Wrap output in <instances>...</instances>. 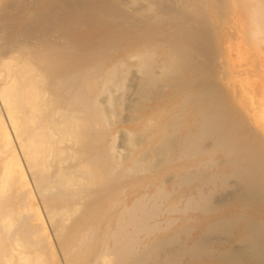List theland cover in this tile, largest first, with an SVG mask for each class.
<instances>
[{"label": "bare ground", "instance_id": "1", "mask_svg": "<svg viewBox=\"0 0 264 264\" xmlns=\"http://www.w3.org/2000/svg\"><path fill=\"white\" fill-rule=\"evenodd\" d=\"M51 1L52 0H0V264H117V262L118 264H126L127 262L129 264L131 262V258L126 259L130 256L128 253L134 250L132 251L133 254H131L130 252L131 255H134V252L137 251V249H132L131 247L136 245L137 243L129 244V240H132L133 238L134 241V236L136 235L139 237L138 228H141V231H146V229L149 228V231H151L155 224L157 225L156 228L158 227V224H160V222H157L158 224L153 222L154 225L152 223V225H146V222L149 220L148 217L150 216V214L154 212L153 215H155L156 208H159L158 211H161V213H164L166 211V214L178 211L181 212L183 210L181 208L182 210L177 209L175 211L178 202L163 206L159 204L160 207L157 202L154 201V199V204L152 202L148 203V200L151 197V194L149 192L150 189L148 188H152L154 185L151 182V179L153 177L152 175H159L156 171H158L161 167L163 168L164 164L171 165L172 174H170V176L166 177L164 180L165 183H171V187L173 185L182 184L181 181L184 183L185 179L187 181L188 178L186 177L188 175L189 178L192 179L194 178L193 175H195L196 172H198V175H201L198 168L200 166V163L202 162L199 161L197 163H194L191 161L186 162L185 160L190 158L192 154L194 155V153H192L190 150H192V147L195 144H199L198 140L200 141V139H203L207 135L205 134V136L201 138L198 135L200 134L199 131H201V128L205 125V122L208 126H210L211 120L212 123L215 121L214 123L216 124V119H219L220 117L222 118L223 116L224 119L220 118V124L223 120V125L225 124L226 126L227 122L224 123V121L230 120V117L233 115V113L232 115H230L231 113L229 115L227 114L233 111L232 108L236 107L241 110V105H243L244 103L241 102V100L243 99L241 95H235V93L238 92V87H241V83L238 82L239 77L247 73L249 74V76L251 75V77L254 76L253 79H255V81L253 83H247L244 85V89L247 91V99L253 100L258 95L257 89H259L260 93H264V0H205L208 2L207 14L215 15L216 18H219V20L220 18L222 19V24L221 22L219 23V25L221 24V28L215 34H213L215 43H217L219 39H223L229 42L230 49L226 51L225 54L220 55L219 60H222L220 62V65H218L220 66L221 71H219V73L217 74V62L215 61L216 59L213 58L217 54L215 52L217 51V49L215 51H209L210 48L208 50L206 48L207 46L202 45L204 42H206L207 45L208 40L204 41L203 43L201 41V45L205 47L204 49L210 52L206 54L205 58V62H207V65H203L204 69L202 68L201 70L196 67V69H198L196 72H193V74L190 73L189 75H186L184 77L182 76L181 78L180 76L182 75V73H184V71L182 72L181 70L183 68L185 70V68L187 67V65H185V67L183 63L190 60H187V58L191 55L190 58H195V60L197 59L196 61H198L200 56L198 55L199 53H192L194 55L189 53L190 55H188L189 51L187 52L186 50V54L188 56L186 55L187 58L185 57V59L182 57V66L184 67L182 68L181 66V69L179 68V70V63L177 62V64L174 65L173 61H179V58H181L180 56L183 55H179L180 53L178 52V48H174V46L172 48V44H170L172 49H169L170 41H175V39H172L175 35L171 37L170 30H172V28L174 27H177L176 22H178L179 20L181 21L187 18L188 23H191V20L195 21V19H191L189 21V17L191 16V14L194 13L198 8V4L196 3V6L194 3H192V0H90V4H94L97 1L100 2V9L98 11V7L96 8V6H94V8H96L95 12L97 11L94 17H99L101 18L100 20L104 21L116 20V22L114 21V27L108 29L106 28V30L101 33L94 32V34L91 33L92 31H90L91 29L89 30V28V31L87 29H80L82 21H80L79 18V21H76L74 23L72 21V25L66 22L68 20H66L65 18H70L69 16L64 17L65 15L63 16V13L66 15L67 13H70V17H72V8L69 9L71 12H64L65 9L68 10V6L70 7L69 4L72 3V0H69L71 1L70 3L68 2V0H57L60 4L58 5V3H56L57 8H55L56 5L54 7V5L52 4L54 10H51L52 8H50ZM75 1L76 0L73 1V5H75V3L78 4V2ZM86 1L88 2L89 0ZM200 1L202 2V0ZM84 2L80 1V5ZM87 2L86 4H89ZM80 5H76L79 6L78 9L82 7ZM66 6L67 8H65ZM88 9L90 8H86V10ZM238 9L247 10L246 13H244L247 18H245V20H248V24L244 20L241 21V16L243 15H241L239 12H233L234 10L236 11ZM80 10L81 9H79V11ZM92 10L91 12H94V10ZM229 12H233L234 14L236 13V19H234V16L232 17L235 21L237 20L238 22H235L234 20V22L231 21V14L229 15ZM91 14L93 13H90L89 15L92 16ZM202 15L204 16V14ZM193 16L195 17V14ZM94 17L92 16V20L94 19ZM239 17H241L240 21L237 19ZM204 18L206 17L204 16L203 19ZM196 19L198 20L197 17ZM88 20L83 21L88 24ZM148 20H154L155 23L157 22L160 25L159 31L161 32V36L163 37V41H160L159 43H157V45L153 46L156 47V49L159 48V52L155 55L150 54L151 56H149V53H151L149 51L151 47H147V44L157 31H149L146 28H140L141 25L147 24ZM200 21L203 22L202 20ZM204 21L205 23H203L205 25H208L206 24L207 20ZM93 22L91 21V23ZM105 23L109 24L108 22ZM231 23H234V26L230 25ZM244 24H247L248 26H243ZM125 25H128L129 27L124 29ZM193 25L194 24H192V26ZM195 25L197 27L198 25L200 26V24L197 25L196 22ZM203 25L201 24L200 26L202 29L198 27L201 33H204V31L202 32ZM91 26H93L94 28V25H90V27ZM186 26L187 25H183V27ZM188 26L190 28L187 33L192 34L194 32L196 34V32H199L197 31L198 28L196 26L191 27L189 24ZM215 26L217 27V25ZM101 27L103 28V25ZM138 27L140 28L139 30L137 29ZM175 29L177 30L178 28ZM115 31L120 35L122 40L124 39L122 36L126 34L128 46L126 47L124 52L115 54L114 58H110L109 62H113L111 65L106 66L108 60L103 61V56H106L103 55V50L106 47H104L103 39L102 37L100 38V36L107 35ZM195 34L193 36L194 38L198 36H195ZM206 34H204V36H206ZM185 35L186 34H183V37ZM199 37H201V35H199ZM245 38L247 40L248 38L252 40L251 44H253L255 48L254 52L250 51L253 50V46L252 49L249 50L246 46L242 45L243 43L240 42V40L243 41V39ZM204 39H206V37ZM191 41H194V39ZM107 42H109V40ZM195 44H193V46L197 48L198 42L196 45ZM193 46L192 49L194 48ZM143 47H145V51H140V49ZM196 48L194 50L196 52H199L197 51L199 48ZM201 49L202 48H200V50ZM165 50L169 51L165 52ZM202 51H200V55L204 53V51L203 53ZM249 51L252 52V54H249ZM182 53L184 54V50L182 51ZM143 55L145 58L142 60L141 58L143 57ZM243 55L246 57L249 56V60L246 61L247 63L245 62L246 64L242 62L243 64H245V67H243L244 65H242L241 63V59H244ZM201 56L202 58H204V55ZM183 59L185 61H183ZM209 59H212L213 61ZM135 61L139 63L135 64ZM213 62L216 63L213 65ZM132 64L136 66L137 72L140 73L141 76H134L133 74L132 76L133 78H135V80H133V84L131 85L130 83L132 82L130 81L132 79V76H130L131 79L129 78V84L132 86L133 92H135V94L139 93L142 96V99H138L137 102H134L135 98L130 99L128 97V99L132 101V103L134 102L139 106L146 101H154L150 108L156 111H154V113H152L151 115H149L148 113H143L138 117L137 113L133 115L126 113L124 115H126L127 118H125L126 116H121L125 119L122 118V120H118V112H116L115 109L117 107L121 108V101L123 100L124 95L121 94L124 90L123 81L126 80V76L128 75L127 73L129 72V70L131 71V69H134L132 67ZM190 65L192 64L190 63ZM194 68L192 69L193 71ZM176 69H178L177 72H182L179 73L181 75L178 74V77L180 79L177 76L176 79L174 78ZM210 73L216 74H214V76L212 77L210 76ZM236 78H238V81L233 80L232 83H229L231 79ZM249 78L250 77H248V79ZM160 79H165L168 82L166 81L167 83L165 84H163L164 82L161 84L159 83V85L157 82H159ZM198 83L201 84V86L199 85V89H202L203 86L205 87L203 88V91H200L202 93L192 91L195 87L198 86ZM258 83H260V85H258ZM257 86L259 87L257 88ZM165 89L170 90L172 96L166 97L164 102H161V95L158 96V99H155L158 91L161 90L163 92ZM220 91H225L226 94H221ZM219 93L220 95H222V99L218 98L220 96ZM240 93L238 92V94ZM102 94H105V99H103L104 101L99 97ZM223 94H225V97H223ZM125 98L127 99V97ZM169 100H176V104H174L180 112L177 114V112L174 110L175 106H172L173 108L170 107V113L172 114V112H174V115H172L171 117V123H169L168 126H165V121L160 118L161 115L159 114L158 110H161L162 108L167 106L168 104H166V101ZM209 102L212 106H217L218 104L219 106H217V108L219 107V111L222 110V107L224 110V107H227L229 109H227L228 112H226L227 116L225 117L223 112H221L223 115H220L221 113L218 112L216 107L213 106L216 109L217 114L219 115V118H217V115H215L216 117L214 116V120L213 116L210 115L211 112V114L216 113L215 111H213V107V110H211L210 108L206 109V107H208V104H210ZM222 104H225V106H223ZM262 106L263 102L259 103L257 101V104L254 106V108H252V110H241V115H239V117L241 116V118L236 117L234 119L233 117L235 115L232 116L233 119H231V121L234 120V122H236V125H232H235L236 128L237 125H240L241 129H243V125L239 123L240 119H242L249 124H247L248 127L254 128L253 131L256 132L257 135L259 134V136L261 135V137H264V106ZM204 107L205 112L202 113ZM143 108L146 107H144L143 105ZM148 108L146 109L149 110ZM135 109L138 108H133V110ZM140 109L142 108L139 107V110ZM130 110L132 111V109ZM208 115L211 116L212 119L209 118ZM228 116H230L228 118L229 120L227 119ZM164 117L166 118V116ZM135 122L137 123V125ZM118 123H124L126 125L133 124L134 126H137L135 129L123 127L121 132L122 138L120 137V134L118 136V138L120 137L119 139H121V141L119 140L121 144L117 139L119 145L116 143V135L118 130L113 129V127ZM228 123H230V121ZM223 125L221 124L218 126V128L222 126L220 128V130L222 131L225 130L223 128ZM232 125L230 123V125H228L229 127L226 126V128L228 127L227 129L230 130V128H232ZM213 126H215V129H218L216 128L217 124ZM208 128H211L212 131V127H207V130L209 132H205L210 133L211 131ZM227 129L226 131L228 133L229 131ZM220 130H218L217 132L221 138L219 136H217L218 139L215 138V140H218L220 142H222L221 139H223L224 137H226V141H229L230 138L232 139V137L236 135H228L226 133L225 135L230 136V138L225 135L221 136V133L223 132L219 133ZM201 133L204 132L201 131ZM245 133H241L242 136ZM256 133L249 134H254L256 136ZM237 134H239V132H237ZM246 135L248 136V134ZM201 136L203 135L201 134ZM208 136L209 135H207V137ZM181 137L183 139H180ZM225 140H223V143H221V145L224 144V142L226 143ZM247 140L248 139H246V141ZM262 141H264V139L261 138V142ZM235 142L237 143V141ZM258 142L259 141L257 140L256 143ZM236 143L235 145H237ZM198 144L197 146H199ZM213 144H215V142ZM245 144L247 146V143ZM205 145H208L207 142ZM205 145L203 148L206 147ZM144 146L147 147V149H145L144 151H138L141 149V147ZM196 149L195 151L199 152V147L197 150ZM229 149L231 148H228V150ZM198 152L195 153V156L198 155ZM262 158H264V156H262ZM115 161L116 166H114L115 164L113 163ZM256 161L257 163L259 162L258 160ZM262 163L260 162L261 165H264ZM246 164H248L247 161ZM249 164H251V162ZM240 166L237 167L240 169ZM209 171L211 170L209 169ZM28 172L30 173L32 181L27 175ZM201 172L203 173V171ZM256 172L253 171L248 173H254L256 175L259 171L257 173ZM205 173L207 172L205 171ZM233 173L236 172L234 171ZM212 176H214L215 179L219 178L216 177L217 175ZM224 176H226V174H224ZM195 177L200 178L201 176L195 175ZM116 179L118 181H122L117 184V186L114 185V187L112 185L114 184V181ZM192 179H189V182H191ZM235 179L237 180V177ZM239 179L238 182L240 181ZM255 179L256 178L254 177L252 181H254ZM152 180L156 182L157 185L158 181L161 180V174L160 176H156V178H153ZM204 180L207 179L205 178ZM211 180H213V178ZM245 180L247 181L248 178ZM217 181L220 180L218 179ZM249 182L251 183L250 180ZM199 183H204V181L199 180L198 184ZM239 183H241V181ZM239 183H236L237 188L239 186L237 184ZM248 183L246 182V184ZM223 184H225V182H223ZM209 185H212L213 188V186L216 184L213 185L212 183H210ZM162 188L163 187L161 186V189ZM239 188L238 190L241 189ZM251 188H253L252 185ZM35 189L41 196L43 208L46 215L42 213L41 207L39 206L36 199L37 197H35ZM106 190L110 192L106 199L103 201L96 200V197L104 194ZM168 191H164L159 195L157 194L159 199L166 195ZM172 191H174V189ZM190 191L192 190L190 189ZM197 191L198 192L196 193V195L201 196L204 190H202L201 187H198ZM234 191H231V197L229 196L230 191L228 192L229 195L225 193L229 199H227L225 196L224 197L228 201L231 198H235V193H232ZM249 192L251 193V190ZM193 193L194 191L190 192V198L188 197L189 200L191 199V197L193 200V197L195 195ZM207 193H209V191H207ZM168 194L166 195L167 198ZM247 195L246 197L248 199ZM259 195L260 199L259 197L257 198L261 200L262 194H258V196ZM166 196H164V199H166ZM206 196L207 195L204 194V197ZM243 196L244 194L242 195V197ZM249 196L251 198L252 193L249 194ZM253 196L255 197V195ZM155 197V199H157V196ZM176 197L177 196H175V198ZM201 197L205 201L207 200V198L205 199L203 196ZM188 198L186 201L189 202V207H187L191 208L192 201H188ZM250 198L247 201V204L250 201ZM258 199L257 201H259ZM207 201L206 202L209 204L206 203V205L203 203L204 206L202 207H205V205H210V207H212L211 204L213 203V201ZM226 201L224 203H226ZM241 201L243 202V200ZM198 202H195V204H198ZM262 202H264V200H262ZM249 205L250 203L248 204V207ZM214 206L215 204L213 205V207ZM130 215H133L131 219L134 217V220L131 221L129 217ZM147 215L149 216L146 217ZM229 216L227 219L224 218V221L229 220V223L234 222V224L235 221L239 222L236 219L235 221H233L234 219L230 218L232 220L231 221L229 219ZM135 217L140 218L136 219ZM145 217L146 219H144ZM240 218L241 216L239 217V219ZM220 221L221 220H219L217 223H219ZM143 222L146 223L145 226H148V228L142 226ZM48 223L51 224V232H53L52 234L56 236V238L54 239L55 241L53 240L54 236L52 235V237L49 233L47 227ZM227 223L228 222H226V224ZM248 223L247 226H249ZM234 224L231 227H234ZM169 226L171 228V225ZM253 226H251V228H253ZM165 227L161 229H164ZM220 227H222L223 229L224 224H222V226ZM225 227L228 228L230 226L225 225ZM259 227H262V225L259 224ZM189 228H191V226ZM187 229L188 228H186V230ZM205 231L207 232V234L205 232L204 235H206L207 238L203 235L204 237L202 239L207 240V242L209 243V240L211 239H208V236H213L209 234L217 232L214 229L213 232H211L207 227L205 228ZM234 231H236V229H234ZM260 232H262V230ZM256 233H252V236H254L253 234L256 235ZM184 234H186V232H184ZM249 235L251 236V233ZM179 236L182 235L180 234L178 235V237ZM246 236L247 235L243 236L244 238L242 239H249L248 237L246 238ZM256 236L255 243H257ZM260 238H262L261 235ZM137 239H140L141 241H147L146 234ZM171 239L172 240H170V242L175 241L173 240V237ZM164 240L165 239H163L162 241L164 242ZM197 240L195 239V242ZM152 241L153 243L156 242L154 240ZM179 241L176 240V244L175 242L171 243L176 246L178 244L177 242ZM184 241L185 240H183V242ZM195 242L192 245L195 246L196 244L198 245V243H200L199 247L201 246L202 241H197L196 243ZM247 242H249V240ZM168 243L169 241H167V243L165 242V244ZM144 245L145 242H143L140 246ZM151 245L152 242H150V246ZM155 245L153 244V246ZM162 245L164 244L162 243ZM170 245H168V247ZM197 245L195 246V248L197 247ZM207 245L209 244H206L205 248L204 246L200 248L208 252V250H206L208 247ZM250 245V248H253L254 245ZM153 246L151 247L153 248ZM157 246L158 245H156L155 247ZM172 246H170V248H172ZM183 246H185L184 243ZM183 246L181 247L184 249ZM262 246H264V244L260 246L261 248H259V252H257L258 248L253 249L257 253H262L263 251H260V249L263 250ZM179 247L177 248L179 249ZM208 248L213 247L210 246ZM240 248L243 249V247ZM158 249H160L159 246ZM158 249H156L157 253L159 251ZM162 249L163 250H161V252L163 251L164 253V249L168 250L169 248H167L166 245L164 246V248L162 247ZM178 249L177 252L176 250L173 252L178 253ZM183 249L180 250V252L182 251V255H184V252H186L188 248L187 250ZM148 250L150 251H147L149 254L146 252V250L145 252L142 250V255H151L152 250ZM170 250L172 251V249ZM212 250L213 249L209 250V252H211ZM171 251L167 252L170 253ZM233 251L237 252V250ZM161 252L158 254L154 253V255L157 256L155 257V259L157 260L158 258L159 260L160 258L161 260L162 257V260L164 262V257H160L161 254L163 255V253ZM180 252L176 255H180ZM190 252V255L192 256L191 249ZM222 252L228 253V251L226 250H223ZM246 252L250 253V251H247V248L242 253L245 254ZM194 253L198 252H194L193 250V254ZM199 253H202V255L204 254V252H200V250ZM199 253L197 255H200ZM239 253L235 255H238ZM139 254L140 253H138V255ZM116 255L120 256L117 257ZM142 255L140 254V256ZM210 255H212V253ZM235 255L232 257L235 258ZM164 256H166L165 253ZM244 256L245 255H242L243 259L245 258ZM252 256H254L256 260L255 254H253ZM120 257L123 258L122 261L120 260ZM167 257H169V255ZM183 257L185 258V256ZM117 258H119L120 262L117 261ZM135 258H133L132 261L136 262L137 260H134ZM150 258H147V260H149ZM170 258H168V262L170 261ZM233 258L232 260L236 259ZM250 258H252L251 255ZM254 258H252V261L254 260ZM261 258L264 259V254L262 255V257H260V261H263L261 260ZM153 260L151 259V262ZM158 260L157 263L159 262ZM144 261L145 260L142 261L143 264L146 263ZM175 261L172 263H176ZM256 263L258 264V260L256 261ZM134 264H138V262Z\"/></svg>", "mask_w": 264, "mask_h": 264}, {"label": "rangeland", "instance_id": "2", "mask_svg": "<svg viewBox=\"0 0 264 264\" xmlns=\"http://www.w3.org/2000/svg\"><path fill=\"white\" fill-rule=\"evenodd\" d=\"M59 1V0H58ZM57 0H52L51 1V3H50V5L52 6V4L54 5V7H55V5H56V3H58V5L60 4L59 2H58ZM73 1L74 0H72V5L71 4H69L70 5V7L68 6V8H67V6L65 7V8H67L68 10H64V12L66 13V12H71L72 11V17H70V13L68 14L67 13V15L66 14H64L63 13V16L64 17H68L69 16V18L70 19H68V18H65L66 20H68V21H66V20H64V21H66L68 24H71L72 25V21H73V23L74 22H76V21H82V25H81V27H80V29L81 30H85V29H87L88 30V28H89V30L90 31H92L91 33L92 34H94V32L95 33H101V32H103L104 30H106V28L108 29V28H111V27H114L113 25H115V22H116V20H114V21H109V20H107V21H104V20H100L101 18H99V17H94V15L96 14V12L100 9L99 8V6H100V2L99 1H97L96 3H91L90 4V0L87 2L86 0H76L75 2H78V4L77 3H75V5H73ZM80 1H82V2H84V3H81V5H80ZM193 2L192 3H194L195 5H196V3L198 4V8H197V10L194 12V13H192L191 14V16L189 17V21L191 20V19H195V21H192L191 20V23H188L187 21H188V19L186 18L185 20L183 19V20H179L178 22H176V26L177 27H174V28H172V30H170V32H171V37H173L174 35V37L172 38V39H175V41L174 42H172V41H170V43H169V45L170 44H172V48H173V46H174V48H178V52L180 53L179 55H183V56H180L181 58H179V61H173V64L174 65H176L177 64V62L179 63L178 64V69L180 68L181 69V66H182V57L185 59V57L187 58V56L188 55H190V54H192V53H199L198 55L200 56L199 57V59H198V61H196L195 60V58H190L191 57V55L187 58V60L188 59H190V60H188V61H185L184 59H183V61H185V63H183L184 64V66L185 65H187V67L185 68V70H184V66H182V72L184 71V73H182L181 71V73H182V75L181 74H179L180 72L178 71L177 72V70L178 69H176L175 71H176V74H175V77H174V75H173V77L176 79L179 75H181L180 76V78L183 76H186V75H189L190 73L191 74H193V72H196L198 69H196V67L197 68H199V70H201L202 68H203V65L205 66V65H207V62H205V58H206V54L207 53H210V52H208V50H209V48H210V50L209 51H215L216 49H217V51H215L217 54L215 55V57H213V58H215L214 60L217 62H213V65L216 63V68H217V74L219 73V71H221V68H220V62H221V60L222 59H220L219 60V57H220V55H223V54H225L226 53V51H228L229 49H230V47H229V42L228 41H225V40H223V39H219V41H217V43H215V40H214V36H213V34H215L220 28H221V24H222V19L220 18V20H219V18H216V16L215 15H208L207 14V5H208V2L207 1H203L202 0V2L200 1V0H192ZM68 2L70 3L71 1H69L68 0ZM68 2H67V5H68ZM86 2L87 3H89V4H86ZM203 3V4H200V3ZM85 4V5H84ZM76 5H80V6H82L81 8H79V9H81V10H83V11H87V12H83V11H79V9H78V7L79 6H76ZM86 5H88V6H86ZM98 5V6H97ZM50 6V8H52L51 10H54L53 8V6L51 7ZM73 6V7H72ZM84 6H85V8H84ZM91 6V7H90ZM94 6H96V8H97V11L95 12V10H96V8H94ZM201 6V7H200ZM199 7H200V9H199ZM55 8H57V5H56V7ZM73 9V10H69V9ZM86 8H90V9H88V10H86ZM92 8H93V10H94V12H91V10H92ZM243 8V7H242ZM245 8V7H244ZM85 9V10H84ZM202 9V10H201ZM204 9V10H203ZM246 9V8H245ZM242 10V9H238V10H234L233 12H239L241 15H243V16H241V17H239V18H237L239 21H240V18H241V21L242 20H244L246 23L248 22V20H245V18H246V16H245V13H246V11L247 10ZM92 10V11H93ZM77 11V12H76ZM80 13H79V12ZM202 11V12H201ZM241 11V12H240ZM76 12V13H75ZM199 12V13H198ZM231 13V12H229V15H230V18H231V21L232 22H234L235 20L234 19H236V13L234 14V13ZM245 12V13H244ZM88 13V14H87ZM90 13H93V14H91L93 17H94V22H95V24H94V22H93V20H92V16H90L89 14ZM76 14V15H75ZM81 14H82V17H83V19H82V17H81ZM195 14V17L193 16ZM202 14H204V16L206 17V18H204L203 19V15ZM233 14V15H232ZM78 15V16H77ZM196 15H198V16H196ZM200 15H202V16H200ZM74 16H75V18H77V19H75L74 18ZM90 16V17H89ZM227 16H228V14H227ZM232 16H234L235 18L233 19V17ZM58 17V16H57ZM63 17V18H64ZM81 17V18H80ZM196 17L198 18V20H199V18H200V20H202L204 23H205V21L204 20H207L206 21V24H208V25H205L203 22H201L200 20L198 21L197 19H196ZM201 17H202V19H201ZM59 18H62V17H59ZM78 18H79V20H78ZM84 18H86V19H84ZM90 19V20H88V19ZM244 18V19H243ZM82 19V20H81ZM247 19V18H246ZM83 20H88V24L85 22V21H83ZM234 20V21H233ZM91 21L93 22V23H91ZM100 21H101V23H100ZM103 21H104V23L105 22H108L109 24H107V23H103ZM152 20H148V23L147 24H143V25H141V29H144V28H146L147 30H149V31H155L156 33H155V35H153V37L148 41V44H147V47H151L150 48V52L151 53H149V56H151L152 54H157L158 52H159V48L158 49H156V47H153V46H155V45H157V43H159L160 41H163V37L161 36V32L159 31V28H160V25L156 22L155 23V21L153 20L152 22H151ZM183 21V22H182ZM83 22H84V25H83ZM97 22H99V23H97ZM113 22V23H112ZM180 22H181V24H180ZM186 22H187V24H186ZM195 22L197 23V25L198 24H200V26H201V24L203 25L202 27H203V30H202V32L204 31V33H201V31H199V28H201L199 25H198V27L195 25ZM198 22H200V23H198ZM221 22V24L219 25V23ZM235 22H238L237 20L235 21ZM90 23V24H89ZM103 23V24H102ZM240 23V22H239ZM87 26H86V25ZM100 24V25H99ZM156 24V25H155ZM180 24V25H179ZM188 24L191 26V27H193V26H196L197 28H198V30L197 31H199L198 33L196 32V34L193 32L192 34L191 33H187V31H189V26H188ZM192 24H194L193 26H192ZM248 24V23H247ZM247 24H244L243 26H248ZM90 25H94V28H93V26H91L90 27ZM103 25V28L101 27ZM183 25H187L186 27H183ZM215 25H217V27L215 26ZM230 25H233L234 26V23H231ZM84 26V27H83ZM87 28H86V27ZM100 26V27H99ZM104 26H106V27H104ZM205 26H206V28H205ZM129 26L128 25H125L124 26V29H126V28H128ZM217 29H216V28ZM96 28V29H95ZM139 27L137 28L138 30L140 29ZM175 28H178L177 30L175 29ZM187 28V29H186ZM209 30H208V29ZM94 29H95V31H94ZM99 29V30H98ZM182 29V30H181ZM185 29V30H184ZM202 29V28H201ZM88 30V31H89ZM96 30H98V31H96ZM207 30V31H206ZM175 31V32H174ZM182 31V32H181ZM205 31H206V33H209V34H206L205 33ZM72 33V32H71ZM176 33V34H175ZM125 34V33H124ZM181 34V35H180ZM183 34H186L184 37H183ZM187 34H189V35H187ZM194 34H195V36H197L196 38H194L193 36H194ZM204 34H206V36H204ZM157 35V36H156ZM199 35H201V37H199ZM204 36V38L206 37V39H204L203 38V36ZM211 35V36H210ZM105 36H107V37H105ZM156 36V37H155ZM189 36H190V39H189ZM102 37V39H103V44H104V47H106V48H104V50H103V55H106V56H103V61H107V63H106V66L108 65H111L112 64V62L113 61H110L109 62V60H110V58H114V56H115V54H119V53H121V52H124L125 51V49H126V47L128 46V42H127V40H126V34L125 35H123L122 37L124 38L123 40H122V38L120 37V35L115 31V32H113V33H109V34H107V35H101L100 36V38ZM208 37H211V38H208ZM116 38V39H115ZM119 38V39H118ZM192 38V39H191ZM194 39V41H191V40H193ZM195 39H197V40H195ZM209 39H211V40H209ZM109 40V42H107ZM159 40V41H158ZM209 42H208V41ZM249 40H250V43H249ZM201 41H202V43L204 42V41H207V45H206V42H204L203 44L201 43ZM248 43H247V42ZM106 42H107V44H106ZM193 42V43H192ZM197 42H198V45H197V48L195 47V46H193V44H197ZM240 42L241 43H243L242 45H244V46H246L247 47V49H252V46H253V44H251L252 43V40L250 39V38H248V40L245 38V39H243V41H241L240 40ZM200 43V44H199ZM211 43H212V45H211ZM174 44V45H173ZM195 44V45H196ZM204 45V46H207L206 48L208 49V50H205L204 48V46H202V45ZM208 44H209V46H208ZM215 44H216V47H215ZM250 44V45H249ZM107 45V46H106ZM194 47L193 49H192V46ZM250 46H251V48H250ZM154 49H153V48ZM170 48V50L172 49L171 48V45L169 46ZM114 48V49H113ZM198 49L197 51H199V52H196L194 49ZM200 48H202L203 49V51H204V53H203V51H202V49L200 50ZM113 49V50H112ZM117 49V50H116ZM121 49V50H120ZM152 49V50H151ZM254 46H253V50H250V51H253L254 52ZM264 49V48H263ZM110 50V51H109ZM141 50H143V51H145V47H143V48H141L140 49V51ZM184 50V54L182 53V51ZM186 50H187V52H188V55L186 54ZM106 51H108V52H106ZM167 51H169V50H165V52H167ZM200 51H202V53L203 54H201V55H204V58H202V56L200 55ZM246 51V50H245ZM249 51V54H252V52H250ZM104 52H105V54H104ZM110 52H111V54H110ZM113 52V53H112ZM155 52V53H154ZM190 53V54H189ZM108 54V55H107ZM151 54V55H150ZM194 54H192V55H194ZM187 55V56H186ZM244 56V55H243ZM193 57V56H192ZM249 57V56H248ZM248 57H246V56H244V59H241V63L243 62V63H245L246 61H248L249 60V58ZM253 57V56H252ZM105 58V59H104ZM145 57H144V55H143V57L141 58L142 60L144 59ZM248 58V59H247ZM263 58H264V55H263ZM195 61H193V60ZM201 59V60H200ZM203 59H204V61H203ZM192 60V61H191ZM209 60H212V59H209ZM209 60H206V61H209ZM200 61H201V63H200ZM213 61V60H212ZM176 62V63H175ZM137 63H139V62H137V61H135V64H137ZM181 63V64H180ZM189 63V64H188ZM190 63L192 64V65H190ZM242 63V65H244L243 67H245V64L247 63H245V64H243ZM202 64V65H201ZM219 64V65H218ZM133 66V68L135 69H131V71L129 70V72L127 73L128 75V77L126 76V80L125 81H123V86H124V92L122 91V95H123V100L121 101L122 103H121V108H119V107H117L116 109H115V111L116 112H118V115H117V117H118V120H122V118L124 117V116H126V115H124V114H126V113H129V114H136L137 113V117L140 115V114H143V113H148L149 115H151L152 113H154V111H156V110H153V109H151L150 107L152 106V104H153V102H151V101H146L145 103H143V104H141L140 102V106L138 105V104H135L134 102H137L138 101V99H142V96L139 94V93H137V94H135V92H133V88H132V84H133V80H135V78H133V74H134V76L136 75V76H141L140 75V73H138L137 72V68H136V66L134 65V64H132ZM173 65V66H174ZM179 65H180V67H179ZM189 66V67H188ZM199 66V67H198ZM202 66V67H201ZM212 66V65H211ZM195 67V68H194ZM188 68V69H187ZM194 68V71L192 70ZM240 68H242V67H240ZM179 69V70H180ZM196 69V70H195ZM204 69V68H203ZM189 72H188V71ZM192 70V71H191ZM174 71V72H175ZM137 72V73H136ZM261 72V71H260ZM174 74V73H173ZM179 74V75H178ZM214 74H216V73H210V76H214ZM130 76H132V79H131V77ZM177 76V77H176ZM248 77H250L249 79H248ZM253 77L254 76H252L251 77V75L249 76V74L247 73V74H243V76L241 75L240 77H239V81H238V78H236V79H231L230 81H229V83H232L233 82V80H237L238 82H240L241 83V87H238L239 89L237 90L240 94H238V92L237 93H235V95L237 94V95H241V97H242V99L244 100H241V102H244L243 103V105H241V110L243 111L244 109H249V110H252V108H254V106L257 104V101L259 102V103H262L263 102V106H264V93L262 94V93H260L259 92V89H257L258 91V95L253 99V100H249V99H247V91L244 89V85L245 84H251V83H253L254 81H255V79H253ZM131 79V81L130 82H132V83H130L129 84V80ZM179 78V77H178ZM179 78V79H180ZM178 79V80H179ZM241 79V80H240ZM253 79V80H252ZM161 80H163V79H160L159 80V82H157L158 84L160 83H163V84H165V83H167L168 81L167 80H163V81H161ZM167 81V82H166ZM126 82V83H125ZM245 82V83H244ZM159 84V85H160ZM199 85L201 86V84H199L198 83V86L197 87H195L192 91H197V92H200L201 90L203 91V88H205L204 86H203V84H202V86H203V88L202 89H199L200 87H199ZM258 85H260V83H258ZM125 86H126V88H125ZM130 89H129V88ZM259 86H257V88H258ZM128 88V89H127ZM198 88V89H197ZM230 89H231V87H230ZM126 90V91H125ZM239 90H241V91H239ZM230 91V90H229ZM244 91V92H243ZM160 92H162L161 90L160 91H158V94H156L157 96L155 97V99H158V96H160L161 95V102L163 101H165V98L166 97H170V96H172L171 95V92H170V90H168V89H165L162 93H160ZM221 92V94L222 93H225L226 94V92L225 91H220ZM132 93V94H131ZM160 93V94H159ZM169 93V94H168ZM200 93H202V92H200ZM243 93V94H242ZM130 94V95H129ZM165 94V95H164ZM225 94H223V97H225L224 95ZM105 94H102L101 96H99L100 98H101V100H103V99H105V96H104ZM139 95V96H138ZM219 95H220V93H219ZM221 96V97H220ZM218 98L219 99H222V95H220ZM125 97H127V99L125 98ZM128 97L130 98V99H134L135 98V100H134V102L132 103V101H130L129 99H128ZM136 97H138V98H136ZM164 98V99H163ZM218 98H217V100H218ZM159 99V100H160ZM125 100V101H124ZM172 100V99H171ZM171 100H169V101H166V104H168L167 106H165L164 108H162L161 110H158V112H159V114L161 115V119H163L164 121H165V126H168V124L169 123H171V117H172V115H174L173 113L174 112H172V114L170 113V107H172V106H175V104H176V100L174 101H171ZM216 100V101H217ZM249 100V101H248ZM262 100V101H261ZM104 101V100H103ZM140 101H143V100H140ZM214 102V101H213ZM132 103V104H131ZM175 103V104H174ZM210 103V102H209ZM217 103V102H216ZM216 103H213V104H216ZM247 103V104H246ZM131 104V105H130ZM129 105V106H128ZM143 105H144V107H146V108H148V106H149V110H147L146 108H143ZM145 105H147V106H145ZM211 103L210 104H208V107H206V109H211V110H213V111H215L214 113L215 114H211L210 113V115L211 116H213V119L215 120V118H214V116L215 115H217V118H219V115L217 114V111H216V109L218 110V108H217V106H219L218 104H217V106L216 105H213L214 107H216V109L211 105ZM223 105V104H222ZM221 105V106H222ZM133 106V107H132ZM142 106V107H141ZM223 106H225V104L223 105ZM227 106V105H226ZM243 106V107H242ZM262 106V107H263ZM128 107H129V109H128ZM130 107H132V108H130ZM139 107L140 108H142V109H140L139 110ZM212 107H213V109H212ZM246 107V108H245ZM133 108H138V109H135V110H133ZM173 108V107H172ZM225 108V110L223 109V107H222V110L221 111H219L218 110V112H223L224 113V116L226 117L227 115H229L230 113V115H232V113H233V115L232 116H234L233 118L235 119L236 117H239V115H241V110H239L238 108H236V110H235V108H232V112H229L228 114L226 113V112H228L227 111V107H224ZM264 108V107H263ZM128 109V110H127ZM130 109H132V111L130 110ZM146 109V110H145ZM176 112H177V114L180 112L178 109H177V107L175 106V109H174ZM229 110V109H228ZM120 112V113H119ZM133 112V113H132ZM176 112H175V114H176ZM205 112V107H204V109H203V112L202 113H204ZM238 112H239V114H238ZM139 113V114H138ZM163 113H165V114H163ZM235 113V114H234ZM121 114H123V115H121ZM227 114V115H226ZM128 115V114H127ZM220 115H223L222 113L220 114ZM237 115V116H236ZM121 116H123V117H121ZM164 116H166V118L164 117ZM209 116V115H208ZM211 116H209V118H211ZM232 116L230 117V116H228L227 117V119L230 117V123H231V125L232 124H235L236 125V122H234V120L233 121H231V119H233L232 118ZM216 117V116H215ZM125 118H127V116L125 117ZM125 118H123V119H125ZM208 118V119H209ZM221 118V117H220ZM216 119V124H217V126H216V128H218V126L219 125H223V120H222V123L220 124V122H221V119L223 118L224 119V117L222 116V118L221 119ZM239 118H241V116L239 117ZM239 118H237V119H239ZM212 119V118H211ZM210 119V120H211ZM218 120H219V125H218ZM225 120H226V118H225ZM229 121H224V123L225 122H229ZM236 121V120H235ZM211 122V125L210 126H208L207 124H206V122L204 123L205 125H207V126H203L202 128H201V131L202 132H204V133H201V131H199V133L200 134H198L199 135V137L201 138V137H204L205 136V134H207V135H209L208 137H207V135L203 138V139H200L199 137V139H200V141L202 142H200L199 140H198V142H199V146H197V144H195L193 147H192V150H190L192 153H194V155L192 154V156L190 157V158H188V159H186L185 161L186 162H189V161H191V162H194V163H197V162H202V163H200V166H199V168H198V170H199V173H201V175L199 174L198 175V172H196L195 173V175L196 176H201L200 178H198V177H195V175H193L194 176V178L192 179V178H189V175L186 177V178H188V180L186 181V179L184 180L185 182L183 183L182 181H181V183L182 184H178V185H173L172 187H171V183H168V182H164V180H165V178L166 177H169L170 176V174H172V171H171V165H163V168L161 167L158 171H156L159 175H152L153 177H152V179L153 178H156V176H160V174H161V180H159L158 181V183H157V185H158V187H157V185H156V182H154L152 179H151V182L154 184L153 185V187L152 188H148V189H150L149 190V192H150V194H151V197L149 198V200H148V203H153L154 201L155 202H157V204L159 205H161V206H163V205H169V204H173L174 202L175 203H177L178 202V204L176 205V209H175V211L177 210V209H181L182 211V213L180 212V211H178V212H172V213H170V214H166V211L164 212V213H161V211H158L159 210V208H156V211H155V215H153L154 214V212L152 213V214H150V216L149 215H147L146 217H148L149 218V220H151V221H145V222H143V224H142V226H144V227H146V228H148V226L149 225H152L153 224V222L154 223H159L160 222V224H158V227L156 228V224L154 225V227H153V229H151V231H149V228L148 229H146V231H144V230H140L141 228H138V234H139V237H141V236H143V235H145L146 234V237H147V241H141L140 239H137V238H139L137 235L136 236H134V238H135V240L133 241V238H132V240L130 241L129 240V244H136V245H134V246H131L132 247V249H137V251L136 252H134V255H131V254H133L132 253V251H134V250H132V251H130L131 252V254H130V252L127 254L129 257H127L126 259H130V261L131 262H134V261H132V259L133 258H135L136 256V258L134 259V260H137L136 262H134V263H137L138 262V264L139 263H141V264H143L142 263V261L143 260H145L144 262H146V260H147V258H150L149 260H147V262L146 263H144V264H173L172 262H174L175 260V262L176 263H174V264H257L256 263V261L258 260V264H264V263H259V262H264V259H262L261 258V260H263V261H260V257H262V255L264 254L263 252H264V246H262V249L263 250H261L260 249V251H263L262 253H257V252H259V248H261L260 246L262 245V244H264L263 243V239H264V227H263V223H264V202H262V200H264V177H262V176H264L263 174H264V165H261L260 164V162L262 163V164H264V158H262V156H264V152H262V151H264V141H262L261 142V138L262 139H264V137L262 136L261 137V135L259 136V134L257 135V133L256 132H254L253 131V129L254 128H250V127H248V123L246 122V121H244V120H242V119H240V124L241 125H243L242 126V128L243 129H241V126L240 125H237V128H236V126H235V128H234V126L232 125L231 127L232 128H230V130L229 129H227L229 126L228 125H230V123H226V126H228L227 128H226V126H225V124L223 125L224 127V129L225 130H220V128L222 127V126H220V128H218V129H215V126H213V125H216L214 122V124L212 123V120L210 121ZM209 122V123H210ZM237 122H238V120H237ZM136 123V122H135ZM134 123V124H135ZM207 123H208V121H207ZM238 123V124H239ZM213 124V125H212ZM248 124V125H247ZM129 125H131V126H129ZM129 125H126V124H124V123H118V124H116L114 127H113V129L114 130H118L117 131V138H116V143L119 145V142L121 141V139H119L120 137L122 138V129H123V127L124 128H132V129H135L137 126H134L133 124H129ZM136 125H137V123H136ZM238 126H239V128H238ZM249 128H247V127ZM207 127H212V131H211V128H208V129H210V133H207V132H209L208 130H207ZM244 127H245V129H244ZM117 128V129H116ZM222 128V129H223ZM213 129H214V131H213ZM226 129L230 132H228L227 133V131H226ZM238 129V130H237ZM247 129H248V131H247ZM218 130H220L219 131V133H221V132H223V133H221L222 135L221 136H224L226 133L229 135H234V134H236L235 136H233L232 137V139L230 138V136H228V135H225V136H227V137H229L228 139H229V141H226L225 140V138L226 137H222L223 139H221V141L222 142H220V141H218V140H215V138L216 139H218V137L217 136H219V134H218ZM233 130V131H232ZM205 131H207V132H205ZM239 132V134H237V132ZM241 131V132H240ZM244 131V132H243ZM245 131H246V133H245ZM214 132V133H213ZM232 132V133H231ZM241 133H245L243 136H242V134ZM249 133H256V136L254 135V134H249ZM119 134H120V137L118 138V136H119ZM201 134L203 135V136H201ZM212 134V135H211ZM217 134V135H216ZM246 134H248V136L246 135ZM254 135V136H253ZM210 137V138H209ZM220 137V136H219ZM237 137V138H236ZM241 137V138H240ZM243 137V138H242ZM221 138V137H220ZM220 138H219V140H220ZM236 138V139H235ZM238 138H239V140H238ZM244 138H245V140H244ZM117 139H118V141L119 142H117ZM180 139H183L182 137L180 138ZM243 139V140H242ZM246 139H248L249 141H251V142H249L248 140V142L246 141ZM256 139V140H255ZM214 140V141H213ZM223 140H225L226 141V143L224 142V144H225V146H224V144H222L221 145V143H223ZM259 141L258 143H256V141ZM235 141H237V143L235 142ZM238 141H239V143H238ZM255 143H254V142ZM205 142V143H204ZM206 142H207V144L208 145H205L206 144ZM215 142V144H213ZM228 142V143H227ZM229 142H231V143H229ZM243 142H244V145H243ZM201 143V144H200ZM210 143V144H209ZM235 143L237 144V145H235ZM245 143H247V146H246V144ZM260 143V144H259ZM263 143V144H262ZM120 144H121V142H120ZM212 144H213V146H212ZM226 144H228V145H226ZM256 144V145H255ZM257 144H258V146H257ZM203 145V146H202ZM204 145L206 146L205 148H203L204 147ZM233 145V146H232ZM241 145V146H240ZM251 145H253V146H251ZM219 146V147H218ZM228 146H230V147H228ZM238 148H237V147ZM240 146V147H239ZM251 146V147H250ZM198 147H199V152L198 151H195V149L197 148L198 149ZM221 147V148H220ZM233 147H235V148H233ZM245 147V148H244ZM195 148V149H194ZM228 148H231V149H229L228 150ZM237 148V149H236ZM145 149H147V147H141V149L140 150H138V151H144ZM196 149V150H197ZM214 150V151H213ZM227 150H228V152H227ZM230 150H231V153H230ZM147 151V150H146ZM195 151V152H194ZM202 151V152H201ZM198 152V155L197 156H195V153H197ZM227 152V153H226ZM253 152H255V153H253ZM201 153V154H200ZM204 153V154H203ZM200 154V155H199ZM225 157V158H224ZM213 160H212V159ZM223 159V160H222ZM228 159V160H227ZM262 161H261V160ZM211 160V161H210ZM217 160V161H216ZM219 160V161H218ZM227 160V161H226ZM233 160H235V161H233ZM256 160H258L259 162L257 163V161ZM204 161H205V163H204ZM214 161V162H213ZM221 161V162H220ZM245 161V162H244ZM246 161H247V163L248 164H246ZM249 161V162H248ZM219 162V163H218ZM226 162V163H225ZM232 162H234V163H232ZM238 162V163H237ZM251 162V164H249ZM255 162V163H254ZM115 165L114 166H116V161L115 162H113ZM216 163V164H215ZM244 165H243V164ZM257 163V164H256ZM202 164V165H201ZM205 164V165H204ZM211 164H214V165H211ZM256 164V165H255ZM211 165V166H210ZM241 165V166H240ZM258 165V166H257ZM262 167H261V166ZM209 166V167H208ZM240 166V169L238 168V167ZM243 166V167H242ZM255 166V167H254ZM256 166H257V168H256ZM168 169H167V168ZM201 167H203V168H201ZM206 167V168H205ZM253 169V171L254 172H256L257 174L255 175L254 173H248V172H253L252 171V169ZM221 168H222V170H221ZM236 168H237V171H236ZM247 168V169H246ZM167 169V170H166ZM209 169L211 170V171H209ZM233 169H235V170H233ZM239 169V170H238ZM246 169V170H245ZM163 170V171H162ZM166 170V171H165ZM196 170V169H195ZM203 171V173L201 172V171ZM215 170V171H214ZM243 170H245V171H243ZM205 171L207 172V173H205ZM236 172V173H233V172ZM262 173H261V172ZM245 174H244V173ZM220 173V174H219ZM260 173H261V175H260ZM204 174V175H203ZM224 174H226V176H224ZM237 174H239V175H237ZM27 175H28V177H29V179L32 181V179H31V176H30V173L28 172L27 173ZM212 175H217L216 177H219V178H216L215 179V177L214 176H211ZM246 175V176H245ZM259 175V176H258ZM208 177V178H207ZM221 177V178H220ZM237 177V180L235 179ZM253 177V178H252ZM254 177L256 178L254 181H252L253 179H254ZM206 178L207 180H208V182H207V180H204V179ZM213 178V180H211V179ZM224 178V179H223ZM226 178V179H225ZM228 178V179H227ZM235 179V181H234V179ZM239 178H242V179H239ZM248 178V180L246 181L245 179H247ZM259 178V179H258ZM189 179L191 180L192 179V183L191 182H189ZM198 179V180H197ZM216 181H215V180ZM220 180V181H217V180ZM238 179L241 181V183H239L238 182ZM167 180V179H166ZM199 180H202V181H204V183H199L198 184V182H199ZM223 180V181H222ZM249 180L251 181V183L249 182ZM122 180H120V181H118L117 179L114 181V184L112 185V186H114V185H116L117 186V184H119L120 182H121ZM160 182H161V184H160ZM187 182V183H186ZM201 182V181H200ZM212 183L213 185L214 184H216V185H214L213 186V188H212V185H209L210 183ZM215 182V183H214ZM223 182H225V184H223ZM246 182L248 183V184H246ZM253 182V183H252ZM32 183V182H31ZM190 183V184H189ZM207 183V184H206ZM221 183V184H220ZM236 183H239V184H237V185H239L238 186V188L240 189V190H238V188H237V186H236ZM163 184V185H162ZM167 184V185H166ZM171 184V185H170ZM186 184H188V185H186ZM220 184V185H219ZM223 184V185H222ZM240 184H241V186H240ZM258 184V185H257ZM166 185V186H165ZM202 185V186H201ZM206 185V186H205ZM225 185V186H224ZM251 185H252V187L253 188H251ZM161 186L163 187L162 189H161ZM236 186V187H235ZM249 186V187H248ZM115 187V186H114ZM113 187V188H114ZM156 187V188H155ZM164 187H165V189H164ZM198 187H201L202 188V190H204L203 191V193H202V195L201 196H203L204 197V194H206L207 196H209V197H204L205 199L207 198V200H211V201H213V203L215 204V206L213 207V205L211 204V206L212 207H210V205L209 206H206L207 204H209V203H207L204 199H202V197L201 196H197L196 195V193L199 191H197V188ZM232 187H233V189H232ZM243 187V188H242ZM247 187V188H246ZM258 189H257V188ZM263 187V188H262ZM159 188V189H158ZM172 188V189H171ZM177 188V189H176ZM220 188V189H219ZM254 188H255V191H254ZM157 189H158V191H157ZM161 189V190H160ZM174 189V191H172ZM190 189L192 190V191H190ZM211 189V190H210ZM238 190V191H236V190ZM243 189V190H242ZM244 189H248V190H244ZM257 189V190H256ZM263 189V190H262ZM109 190V189H108ZM108 190H106L105 192H104V194H101V195H99V197H96V200H100V201H103V200H105L106 199V197L109 195V191ZM160 190V191H159ZM163 190V191H162ZM169 190V191H168ZM178 190V191H177ZM235 190V191H234ZM251 190V193H252V196L253 195H255V197L253 196H251V198H250V196H249V194H251L249 191ZM164 191H168V193H170V194H168V198H167V194L166 195H164V196H166V199H164V196L163 197H161V199H159V197H158V195L160 194V193H162V192H164ZM170 191H172L173 192V194H172V192H170ZM177 191V192H176ZM193 192L194 191V193L193 194H195L194 195V197H193V200H192V197H191V201H192V206H191V208H188L189 207V202H187L186 200H187V198L190 196V192ZM207 191H209V193H207ZM211 191V192H210ZM230 191V192H229ZM231 191H234V192H232V193H235V198H231L229 201L227 200V199H229L228 198V196H226V194L225 193H227L228 194V192L230 193V197H231ZM247 191V192H246ZM253 191V192H252ZM154 192H156V193H154ZM157 192H159V193H157ZM175 192V193H174ZM224 192V193H223ZM261 192V193H260ZM263 192V193H262ZM223 193V194H222ZM244 194V196H245V198H244V196L242 197V195ZM34 194H35V197H37L36 199H37V201H38V204H39V206L41 207V211H42V213L44 214V215H46L45 214V210H44V208H43V204H42V200H41V196H40V194H39V192L35 189L34 190ZM158 194V195H157ZM172 194V195H171ZM184 194V195H183ZM201 194V193H200ZM212 194V195H211ZM217 194H219V195H217ZM248 194V195H247ZM257 194V195H256ZM258 194H262L261 195V200H259L260 199V195L258 196ZM170 195V196H169ZM234 195V194H233ZM246 195L248 196V199H247V197H246ZM155 196H157V199H155L156 197ZM174 196V197H173ZM175 196H177L176 198H175ZM213 196V197H212ZM227 198H225V197ZM183 197V198H182ZM201 197V198H200ZM215 197H216V199H215ZM242 197V198H241ZM257 197H259V199L257 198ZM263 197V198H262ZM173 198V199H172ZM190 198V197H189ZM189 198H188V201H190L189 200ZM197 198V199H196ZM199 198V199H198ZM212 198V199H211ZM218 198V199H217ZM249 198H250V201L248 202V204L250 203V205H249V207H248V204H247V201L249 200ZM153 199H154V201H153ZM164 199V200H163ZM168 199V200H167ZM181 199V200H180ZM222 201H221V200ZM226 201V203H224L225 201ZM247 199V200H246ZM257 199L259 200V201H257ZM151 200V201H150ZM160 200H161V202H160ZM167 200V201H166ZM171 200H173V201H171ZM179 200V201H178ZM197 200V201H196ZM205 201V202H203V201ZM220 200V201H219ZM237 200V201H236ZM241 200H243V202L241 201ZM246 200V201H245ZM166 201V202H165ZM199 201V202H198ZM200 201H202V202H200ZM224 201V202H223ZM232 201V202H231ZM165 202V203H164ZM180 202V203H179ZM195 202L197 203L198 202V204H195ZM219 202H220V204L221 203H224V204H219ZM227 202H229V203H227ZM254 202V203H253ZM162 203H164V204H162ZM185 204V206H184V204ZM206 204L205 205V207H202V206H204V204ZM253 203V204H252ZM257 203V204H256ZM154 204V203H153ZM194 204H195V206H194ZM217 204H219V205H217ZM242 204H244V205H242ZM247 206H246V205ZM160 205H159V207H160ZM198 205V206H197ZM201 205V206H200ZM188 206V207H187ZM156 207H158V206H156ZM187 207V208H186ZM196 207V208H195ZM198 207V208H197ZM207 207H208V209H207ZM221 207H222V209H221ZM247 207V208H246ZM202 208V209H201ZM205 208V209H204ZM185 209V210H184ZM207 209V210H206ZM210 209V210H209ZM235 209V210H234ZM187 210H189V211H187ZM226 210H228V211H226ZM255 210V211H254ZM206 213H205V212ZM244 211H245V213H244ZM241 212H243V213H241ZM240 213V214H239ZM159 214V215H158ZM161 214V215H160ZM163 214V215H162ZM218 214V215H217ZM229 214H230V216H229ZM235 214V215H234ZM242 214V215H241ZM245 214V215H244ZM259 214V215H258ZM156 215H158V216H156ZM133 215H130L129 217H130V219H131V217H132ZM135 216H137V215H135ZM142 216V215H141ZM140 216V217H141ZM213 216V217H212ZM228 216H229V219L231 218V219H234L233 221H235V219L236 220H238L239 222H237V221H235V224H236V226H235V224H234V222L233 223H229V220L228 221H224L225 219H227L228 218ZM235 216V217H234ZM241 216V220L239 219V217ZM247 216V217H246ZM128 217V218H129ZM140 217H137V218H140ZM146 217L144 218V219H146ZM153 217V218H152ZM234 217V218H233ZM245 217V218H244ZM134 218V217H133ZM131 219V221L132 220H134V219ZM136 218V217H135ZM136 218V219H137ZM147 218V219H148ZM156 218V219H155ZM216 218V219H215ZM225 218V219H224ZM243 218V219H242ZM153 219V220H152ZM155 219V220H154ZM189 219V220H188ZM192 219V220H191ZM208 219H210V220H208ZM230 219V220H231ZM257 219V220H256ZM219 220H221L219 223H217ZM223 220V221H222ZM258 220H259V222H258ZM167 221V222H166ZM206 221V222H205ZM214 221V222H213ZM216 221V222H215ZM232 221V220H231ZM241 221V222H240ZM247 221V222H246ZM248 221H249V223H248ZM256 221H257V223H256ZM262 221V222H261ZM209 222V223H208ZM210 222H212V223H210ZM221 222H222V224H224V227H223V229H222V227H220V226H222V224H221ZM226 222H228L227 224H226ZM254 222H255V224H257L258 225V227H257V225H255L254 224ZM262 224H261V223ZM152 223V224H151ZM164 223H165V225H164ZM170 223V224H169ZM245 223H246V225H245ZM247 223H248V225L250 226H247ZM145 224L146 225H148V226H145ZM204 224V225H203ZM218 224H219V227H218ZM221 224V225H220ZM233 224H234V227H231V226H233ZM254 226H253V225ZM259 224L260 225H262V227H259ZM169 225H171V228H170V226ZM207 225V226H206ZM225 225L226 226H230V227H228V228H226L225 227ZM238 225H240V226H238ZM245 225V226H244ZM166 226V227H165ZM169 226V227H168ZM191 226V228H189ZM201 226V227H200ZM217 226V227H216ZM244 226V227H243ZM247 226V227H246ZM251 226H253V228H251ZM47 227H48V230H49V233L51 234V236L53 235L52 233L53 232H51L52 230H51V224L50 223H48V225H47ZM163 227H165L164 229H161V228H163ZM181 227H183V228H181ZM199 227V228H198ZM208 228V230H210L211 232H213V229L217 232V233H214L213 232V234L211 233V234H209V235H213V236H208L209 238L208 239H211V240H215L214 242L213 241H211V240H209V243L207 242V240H203L202 238L205 236L206 237V235H204V233L207 231H205V228ZM209 227H211V228H209ZM214 227V228H213ZM244 229H243V228ZM151 228H152V226H151ZM181 228V229H180ZM185 228V229H184ZM186 228H188L187 230H186ZM213 228V229H212ZM226 228V229H225ZM233 228V229H232ZM257 228V229H256ZM262 228V229H261ZM145 229V228H144ZM231 229V230H230ZM234 229H236V231H234ZM248 229V230H247ZM249 229H251V230H249ZM253 229H254V232L256 233V235H258V236H256L255 234H253L254 236H252V233H254L253 232ZM260 229V230H259ZM158 230V231H157ZM161 230V231H160ZM224 230V231H223ZM230 230V231H229ZM262 230V232H260ZM201 231V232H200ZM221 231H223V232H221ZM231 231H232V233H231ZM259 231V232H258ZM141 232V233H140ZM184 232H186V234H184ZM188 232V233H187ZM208 232V231H207ZM207 232H206V234H207ZM184 235H183V234ZM209 233V232H208ZM229 233V234H228ZM251 233V236L249 235ZM150 234V235H149ZM182 235V236H179L178 237V235ZM175 236V239H174V236ZM187 235V236H186ZM204 235V236H203ZM245 235H247L246 236V238L248 237L249 239H242V238H244L243 236H245ZM260 235H261V237L263 238H260ZM54 236V235H53ZM52 236V237H53ZM255 236H256V238H257V243H255L256 241H255ZM137 237V238H136ZM167 237H170V238H167ZM173 237V240H175V241H171V242H175V244H176V240L177 241H179V242H177L178 244L176 245V246H174L173 245V243H171L170 242V240H172L171 238ZM201 238V240H200V238ZM56 238V236H54L53 237V240ZM197 240V241H202V243H201V246L200 247H203L204 246V248L206 247L205 245L206 244H209V245H207L208 247H213V248H208L207 247V249L206 250H208V252L207 251H205L204 249L202 250V248H200L199 247V244L200 243H198V245H197V247L195 248V246L194 245H192V244H194V242H195V239ZM207 238V237H206ZM163 239H165L164 240V242L162 241ZM179 239V240H178ZM185 240L184 242H183V240ZM152 240H154V241H156V242H154L153 243V241ZM158 240V241H157ZM249 240V242H247ZM263 240V241H262ZM55 241V240H54ZM161 241V242H160ZM167 241H169V243L168 244H165V242L167 243ZM196 241V242H197ZM206 241V242H205ZM210 241H211V243H210ZM143 242H145V245L144 246H140ZM150 242H152V245L151 246H153V244L155 245H158L159 246V248L160 249H158V246L157 247H155V246H153V248L150 246ZM195 242V243H196ZM140 243V244H139ZM162 243L164 244V245H162ZM170 243H171V245H170ZM183 243L185 244V246H183ZM204 243H205V245H204ZM239 243H241V244H239ZM248 243V244H247ZM260 243H262V244H260ZM139 244V245H138ZM148 244H149V246H148ZM160 244V245H159ZM250 244H252V246H253V248L254 249H256V248H258L256 251L257 252H255L254 251V249L253 248H250L251 247V245ZM162 245V246H161ZM167 245V248H169L168 250H166V249H164L165 250V255L166 256H164V253H163V251L161 252V250H163L162 249V247L164 248V246H166ZM168 245H170V246H172V248H170V246L168 247ZM190 245V246H189ZM258 245V246H257ZM139 248H138V247ZM161 246V247H160ZM180 246V247H179ZM181 246H183L184 247V249L181 247ZM239 246V247H238ZM147 247H151V248H147ZM177 247H179V249L177 248ZM240 247H243V249L242 248H240ZM181 248V249H180ZM187 248H188V250H187ZM197 248H199V249H197ZM246 248H247V251H250V253L248 252H246L245 254H243L242 252L244 251V250H246ZM141 249V250H140ZM148 249H150V250H152V253H151V255H142V253H141V251L143 250L144 252H145V250H146V252L147 251H149ZM156 249H158L159 251H158V253H163V255L161 254L160 255V257L161 256H163L164 257V262H163V260H162V257H161V260H160V258H159V260H158V258H157V260L159 261L158 263H157V260L155 259V257H157V256H155L154 255V253H157V251H156ZM170 249H172V251L170 250ZM177 249H178V253L180 252V250H187L186 252H184V255H182V251L180 252V255H176V254H178V253H176L177 252ZM190 249H191V251H192V256L190 255L191 254V252H190ZM194 250V252L196 251V252H198L199 253V250H200V252H204V254L202 255V253H199L200 255H197L198 253H194L193 254V250ZM211 249H213L211 252H209V250H211ZM139 250V251H138ZM156 251V252H154V251ZM176 250V252H173V251H175ZM228 251V253L226 252H222V251ZM233 250H237V252L236 251H233ZM142 251V252H143ZM167 251H171L170 253L169 252H167ZM150 252V251H149ZM154 252V253H153ZM213 252H215V253H213ZM235 252V253H234ZM240 252V253H239ZM254 252V253H253ZM138 253H140L142 256H140V254L138 255ZM148 253V252H147ZM157 253V254H158ZM174 253V254H173ZM189 253V254H188ZM205 253H207V254H205ZM212 253V255H210ZM237 253H239L238 255H235V254H237ZM255 254V257H256V260H255V258H254V256H252L253 254ZM144 254H146V253H144ZM149 254V253H148ZM251 255V257L252 258H254V263H253V261H252V258H250V255ZM260 254H262V255H260ZM154 255V256H153ZM169 255V257H167ZM187 255H189V256H187ZM202 255V256H201ZM210 257H209V256ZM235 255V258H233L232 256H234ZM242 255H245L244 257V259H243V257H242ZM257 255V256H256ZM117 256V255H116ZM118 256H120V255H118ZM117 256V257H118ZM150 256V257H149ZM171 256H173V257H171ZM183 256H185V258L182 257ZM230 256V257H229ZM143 257V258H142ZM145 257V258H144ZM167 259H166V258ZM171 257V258H170ZM174 257H176V258H174ZM193 257V258H192ZM206 257V258H205ZM258 257V258H257ZM121 258V257H120ZM141 258V259H140ZM168 258H170V261L168 262ZM178 258H179V261H178ZM190 258H191V260H190ZM198 258H200V259H198ZM224 258V259H223ZM228 258H230V259H228ZM232 258L233 259H235V260H238V261H235V260H232ZM238 258V259H237ZM249 258H250V260H249ZM122 259L123 258H121L120 260L122 261ZM140 259V260H139ZM151 259L153 260V259H155V260H153L152 262H151ZM205 259V260H204ZM120 260H119V258H117V261H119L120 262ZM139 260V261H138ZM174 260V261H173ZM181 260V261H180ZM209 260H211V261H209ZM156 261V262H155ZM230 261V262H229ZM233 261H234V263H233ZM240 261V262H239ZM250 261V262H249ZM129 263V264H134V263ZM149 262V263H148ZM155 262V263H154ZM178 262H180V263H178ZM117 264H118V262H117ZM119 264H121V263H119ZM123 264V263H122ZM126 264H128V262L126 263Z\"/></svg>", "mask_w": 264, "mask_h": 264}]
</instances>
